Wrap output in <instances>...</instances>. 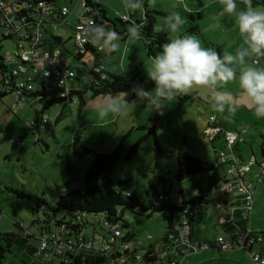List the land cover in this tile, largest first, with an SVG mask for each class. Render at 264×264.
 Instances as JSON below:
<instances>
[{"label":"rangeland","instance_id":"374dc122","mask_svg":"<svg viewBox=\"0 0 264 264\" xmlns=\"http://www.w3.org/2000/svg\"><path fill=\"white\" fill-rule=\"evenodd\" d=\"M101 2L107 16V21L104 20L105 26L115 30L120 36L116 55L123 58L126 64V72L123 76L131 77L138 71L142 81L133 86L139 84L145 90L155 87L145 70V66L151 60L145 41L143 39L131 41L130 46L125 43L126 40L129 41L128 26L131 24L139 26L137 21L144 19L147 10L165 14L170 11L179 12L182 18L186 19V23L181 26L179 33L166 31L169 38L178 34L193 35L190 29L197 26L199 33L195 36L200 39L202 46L215 48L217 51L220 46L226 49L232 36H236L239 32L238 28L237 33L233 29L234 26L236 27L233 17L219 15V0H154V3L152 0H145L144 6L140 9L125 8L124 0H101ZM58 4L69 7L74 5L71 0H58ZM237 7L243 8L244 5L237 0ZM165 16L155 14L157 32H161L158 27L163 23ZM123 17H127L130 23H122ZM213 24L220 26L211 27ZM69 34L68 31L62 37L67 38ZM239 42V45L242 44L243 39ZM238 44L233 49L238 47ZM56 49L60 51L59 62L64 65L69 59L70 69L73 70L76 66H83V61L88 58L76 59L74 39H70L64 46L57 45ZM66 49L70 53H66ZM13 51H15L14 41L3 40L2 53L8 57ZM255 59L261 60L256 57L249 62L253 63ZM84 78V80H76L74 85L76 89L80 91L84 89L88 77ZM224 88L234 96L241 97L238 81H232ZM126 93H129L127 97L129 102L136 99L135 94L130 90ZM123 94H119L120 98H123ZM104 96L91 95L85 100L84 105H76L73 108L70 106L64 108L62 104L51 106L46 110L44 118L53 121L59 117V120L54 126L49 124L42 132L30 126L37 115V104L25 102L21 103L22 107L19 108L15 93L0 98V209L3 212L0 217V233L17 232L16 223L30 225L40 215L34 210L39 208L42 200L53 205L60 194L84 186L85 173L91 160L97 153L114 151L122 136L126 137L122 143L121 158L111 174L113 186L132 192L142 201L152 198L155 190L160 193L166 192L171 202L176 204L190 200L194 189L197 190L207 183L209 173L206 172L181 180L178 176L177 156L187 154L203 161L213 156V152H210L211 144L206 145L201 137L203 128L207 126L212 115L225 120L227 125L231 126L230 129L235 127L237 131L247 129L245 139H252L249 136L252 134L257 141L262 139L260 135L264 129V118H257L242 100L241 107L230 118L227 112H214L210 108V96L206 89H194L189 95L173 98L163 109L162 114L154 111L152 106L138 104L135 111H131L125 117H114L110 114L103 121H99L93 105ZM145 127L155 129L162 153L157 150L153 136L149 135V130ZM144 137L146 138L138 153L130 160H126V154ZM85 148L90 149L91 152L86 153ZM256 148L259 159L264 160L261 148L259 146ZM17 189L33 194L36 198H19L12 191ZM262 192L260 202L254 204L251 219L252 230L259 234L264 233V187ZM100 217V215L84 217L83 234L89 241L98 239L104 233L98 224ZM161 218L164 219L162 213L154 214L152 218L147 219L127 211L125 221L129 223L130 228H122V232L124 235L135 232V239L140 238L146 242L147 233L154 235L148 232L150 228L157 223H162L163 228L167 225ZM160 228L161 225H156L154 231L158 233ZM218 228L216 225V229ZM205 234L207 237L210 236L206 230ZM95 246L97 247V244ZM18 251L17 246L12 247L11 252L6 253L0 264H35L27 254ZM145 251V248L140 250L141 253ZM204 253L205 251L202 252ZM218 253L214 258L228 259L225 252L218 251ZM198 254L201 253L193 254L192 257ZM246 258L249 264H256L250 254H246ZM106 264L116 263L108 260ZM210 264H232V262Z\"/></svg>","mask_w":264,"mask_h":264},{"label":"trees","instance_id":"16d2710c","mask_svg":"<svg viewBox=\"0 0 264 264\" xmlns=\"http://www.w3.org/2000/svg\"><path fill=\"white\" fill-rule=\"evenodd\" d=\"M46 1L55 4L57 7H62V5L58 4V0ZM88 1L92 5L93 9L88 15L94 18L96 24L105 25L104 20L107 21L105 9L93 0ZM71 3H73L72 0ZM21 6V10H24L23 5ZM156 13L168 15L163 12L147 10L145 12L144 19L137 21L139 24L138 27L142 33V39L145 41V47L149 57L156 55L161 50V45L168 42L170 39L166 31H156ZM199 15L201 16L200 13ZM190 16L193 17V15ZM121 22L124 24L130 23L129 20L123 21L122 19ZM7 29L8 27L0 21V82H6L7 80L14 82V77L12 76V66L7 61L6 56L2 53V41L12 40L14 41V46H16L17 40L14 35H6ZM190 31L191 34L195 35L199 33V28L195 26L192 27ZM49 38L57 45H65V43L61 41V38L53 35L52 33H50L49 37L46 38L47 40H45L44 45L47 43ZM66 51L67 53H70L67 49ZM104 55V52H99L98 50L93 51L89 55L90 60H92V63L96 65L98 71H95L91 67H88L87 70L84 69L85 73H81L83 71L79 70L76 71L78 75L76 80L81 77H88V81L82 91H72L66 94L65 90L62 88L44 89L43 87L38 86L34 91L26 92L25 95L29 100L39 98V102L43 105L41 111H36L37 115L34 121L39 124V120H41L42 116L45 115L46 110L55 104H62L63 106L71 105L72 102L78 98L76 104L79 106L84 105L87 98L83 97V95L87 92L93 95V97L107 94H120L131 90L134 84L142 81L141 75L138 71L131 77L112 75L107 72L103 62ZM75 57L78 60H82L83 58L80 56ZM11 93L12 92L0 94V98ZM58 120L59 118L56 119V123ZM145 128L149 130V135L153 136L157 150L162 153L157 141L155 129ZM125 137L126 136H122L120 138L114 151L97 153L95 155L86 170L84 186L73 189L68 193L60 194L53 205H49L46 201L42 200V204L39 205V208L34 210V212H37L40 215L34 219L30 225L24 226L16 223L15 226L18 229L17 232L0 233V261L5 258L6 253L11 252L12 247L17 246V249H19L18 252H22L24 255L27 254L35 264H106L108 260H110V254H105L92 246L84 245L80 248H73L63 259L57 258L43 263L38 262L36 250L40 245L42 238L49 236L53 230L61 228L63 224L70 226V223L77 215H100L101 217L98 220L100 226L106 233H110L109 229L112 227L114 229L121 230L122 228H130L129 223L125 221V214L127 211H131L147 218H151L157 213L166 214L169 218L168 228H170L173 226L176 214L181 212L184 208H189L191 211V227L194 216L198 214L199 206L208 203L212 190L222 181H225L226 177L222 169L216 170L213 165L191 157L190 155L178 154L177 164L179 178L184 180L196 174L206 172L210 174L207 179V183L197 189V195L188 201L184 200L178 204L171 202L166 192L160 193L158 190H155L152 198L142 201L132 192L114 187L111 179L112 171L121 158L122 143ZM146 137L140 139L132 147L129 153L125 156L126 160H130L138 153ZM85 152L90 153L91 150L85 148ZM262 155L264 156V147L262 148ZM12 191L19 198H36L35 195L27 193L26 191L18 189ZM128 193L131 194L130 197L127 196ZM2 215L3 212L0 209V217ZM84 227L85 223L82 222L76 226H70L69 228L73 234L82 235ZM133 239L134 235L131 233L123 237V240L128 242L133 241ZM166 241L172 244L167 237L162 239V242ZM159 257L160 255L154 256V253L148 252L143 257L144 263L154 264Z\"/></svg>","mask_w":264,"mask_h":264},{"label":"built area","instance_id":"2783aa9c","mask_svg":"<svg viewBox=\"0 0 264 264\" xmlns=\"http://www.w3.org/2000/svg\"><path fill=\"white\" fill-rule=\"evenodd\" d=\"M72 1L73 7H57L46 0H0V21L8 27L6 35H14L17 40L15 51L6 57L12 66L14 82L10 80L0 82V94L15 93L18 107L21 106V103L30 102L31 104H37V112L42 110L43 105L39 102V98L29 100L25 95L28 91H34L37 85L44 89L62 88L66 94L76 91L70 87V83L78 77L76 71L71 70L68 66H59L57 63L58 53L43 49L44 42L50 33L62 32L67 28H72L74 31L75 56L85 58L95 50L101 51L95 44L86 42L84 39L83 29L91 23L96 24L94 18L88 15L93 10L92 5L88 0ZM93 1L100 4L99 0ZM238 1L240 3V0ZM253 4L264 6V0H253ZM21 5H23L24 10H21ZM72 14L77 15V20L74 23L69 20ZM122 20L128 21L129 19L123 17ZM86 65L98 71L92 60H88ZM90 96L89 92L83 95L85 98ZM77 99L72 104H76ZM39 121V124L36 121L30 124L32 128L39 132L44 131L49 124L52 126L56 124V120L46 119L44 115ZM206 133L211 137L222 135L227 148L218 153V160L213 164L216 170H221L224 166L228 167L225 170L226 174H224L226 179L212 190L210 199L217 193L225 195L237 193L242 200V219L245 222V230L236 236L235 243H229L223 237H218L215 248L230 251L237 247L248 251L256 264H264V254L252 250L256 245H264V236L254 232L251 227L257 193L256 185L264 186V164L261 172L256 175V184H254L247 175L248 167L244 166L240 157L232 151L233 146L243 140V134L225 131L218 124L216 116H211ZM130 195L127 194L128 197ZM190 212L189 208H184L176 214L173 226L169 228L166 235L181 255L188 252L196 253L208 250L207 246L191 241ZM85 216L87 215H77L70 226H76L84 222ZM70 226L63 224L61 228L53 230L49 236L42 238L36 250L39 263L57 258L63 259L73 248L86 246L83 235L73 234L69 228ZM109 230V235L101 240L103 246L99 250L105 254H110V260L116 264H132L125 257L116 254L121 248L116 246V242L123 238L122 230L113 227ZM123 244L125 245L123 247L124 252L126 251L129 255H132L137 262L144 260L142 256L135 253L136 247L141 248L143 246L142 240L137 238L133 242L124 241ZM169 264L179 263L178 261H170Z\"/></svg>","mask_w":264,"mask_h":264},{"label":"clouds","instance_id":"9594fccd","mask_svg":"<svg viewBox=\"0 0 264 264\" xmlns=\"http://www.w3.org/2000/svg\"><path fill=\"white\" fill-rule=\"evenodd\" d=\"M240 3L244 7L238 9L237 0H219V15L233 17L243 39L234 52L226 51L221 55L215 48L202 46L194 34L175 35L161 45V50L145 66L155 87L145 90L142 85L133 86L130 91L136 99L131 102L126 92L123 98L119 94L105 95L93 105L98 120L103 121L110 114L125 117L135 111L138 104L152 106L162 114L169 101L189 95L194 89L208 91L214 112H227L230 118L241 107L242 100L257 118H264V67L249 62L256 57L264 58V7L254 6L253 0H240ZM144 4L145 0H124L127 9H140ZM185 23L186 19L179 12L170 11L158 30L179 33ZM83 33L86 42L95 44L106 55L119 48V34L103 24L91 23ZM127 33L130 41L143 38L135 24L128 26ZM232 81H238L239 98L224 88Z\"/></svg>","mask_w":264,"mask_h":264},{"label":"crops","instance_id":"0c3cea01","mask_svg":"<svg viewBox=\"0 0 264 264\" xmlns=\"http://www.w3.org/2000/svg\"><path fill=\"white\" fill-rule=\"evenodd\" d=\"M99 2H100V5L103 7L101 0H99ZM256 6H263V5H256ZM69 20L71 23H74L77 20V15L72 14ZM237 28H238L237 25L236 27L235 26L233 27L236 33H237ZM68 31L70 32L68 37L63 38L62 36L66 34ZM238 33L236 36H232V40H230L231 42L227 44L226 49H223L219 45L220 47H218V52L221 53V55H223V53L226 51L234 52L236 48L233 49V47L238 44L240 39H242L241 35ZM52 34L55 36H58L59 38H61V41L63 43L67 44V42L70 39H73L74 31L72 28H67L66 30L62 32H59V33L53 32ZM130 43H131L130 40L129 41L126 40L125 44L130 46ZM56 46L57 44H55L52 41V39L49 38L47 43L43 46V49L49 50L54 53H58L57 55L58 65L61 67L68 66L70 68L71 61L69 59L65 61L66 63H64V65H62L59 62L60 51L56 49ZM65 52L67 53V51ZM86 57H88L87 60H84V58H82V60H84L83 66H76L74 71L79 70V71H83L81 73H85V70L88 69V66H86L85 64H87L88 60H90L89 56H86ZM260 59H261L260 61L255 59L253 63L256 64L257 67H264V58H260ZM103 62L105 64L106 71L109 72L110 74L120 75V76L125 75L124 72H126L125 71L126 64H124L123 58L118 57L116 55V51L108 55L105 54L103 58ZM136 66H138L137 62H136ZM77 80H84V77H81ZM75 84H76V80L70 83V87L76 91H80L75 88L74 86ZM76 105L77 104L73 103L71 105H66V106H70L71 108H73ZM66 106H63V107L65 108ZM21 107L22 106H20L19 108ZM182 111H183V108H182ZM212 116H216V115H212ZM58 118L59 117H57V119ZM220 118L221 117H217V122L225 131L238 132V133L243 134V132H245L246 130V133L243 134V140L237 142L233 146L232 151L236 156L240 157L242 164L248 167L247 175L250 178V180L254 184H256V175L261 172L263 164H264V160L259 159L256 147L259 146L261 150L264 147V129L262 131V135H260L262 136V139L257 141V138L255 137V135L252 134V135H249L252 139L249 138L248 140L247 138L245 139V136L247 134V129H242L241 131H237V127L230 129L231 126L227 125L226 121L225 120L223 121ZM209 122H210V119L208 121L207 126L203 128V135L201 137L206 145H208V143L211 144L210 148L212 149H210L211 150L210 152L211 153L213 152L212 154L213 156L206 158L204 162H207L208 164L213 165L218 160V153L221 150H225L227 148H226L225 140L222 135L216 136V137H211L210 135H207L206 131L210 125ZM227 169H228L227 166H224L222 168V171L224 174H226L225 170ZM209 175L210 174H208V176ZM256 187H257V193L255 197V205H257V203H259L262 198V195H263L262 187L264 186L256 185ZM197 194H198V190L194 189L193 197ZM242 207L243 206H242L241 197L237 193H230L227 195L217 193L209 200L208 203L202 204V207L201 205L199 206L198 214L194 216L193 221H192L190 238L193 243H197V244L209 247L208 250H206L204 254H202L203 252L202 251V252H196V253H201V254H198L194 257H192V255L196 253H193V252H188V253H185L184 255H181L178 249L174 247L172 244L168 243L167 241L162 242V239L166 237V235L168 234V230H169L168 228L169 218H168V215L166 214H163L165 220L162 218L161 220L165 221L163 223H167V225L163 228L162 223L160 224L156 222L157 223L156 225H161V228L158 230V233L154 231V227H156V225L150 228L148 232H152L154 235H152L151 233H147V238H146L147 241L146 242L144 241L145 245L143 244L142 248H138L136 247V245H134V247H136L135 253L142 257H144L145 254L148 252L154 253V256L160 255V257L157 258V261L154 264H169L170 261H178L179 264H206V263L210 264L213 262L222 263V261H231L232 264H249L246 258V254H249L248 251L238 249L237 247L233 248L230 251H222V250H218L215 248V242L218 237H223L227 242L233 244L235 243L236 236L245 230V222L242 219V210H243ZM83 223H85V221ZM98 224H99V221H98ZM216 225L219 227L218 229H216ZM205 230L210 234L209 237L206 236ZM103 232L104 233L98 239L96 240L93 239L91 241H89L86 238V236L82 234L83 235L82 237L85 240V245L92 246L93 248L99 250L103 246L101 240H104V238L109 235V233H106L104 230ZM130 233L134 235V239H135L136 237L135 232L134 233L130 232ZM122 235L123 237L126 236L123 234V232H122ZM262 235L264 236V233ZM123 242H124L123 238L116 242V246L121 247L119 252H116V254L118 256L125 257L127 261L131 262L132 264H145L144 260H142L141 262H137L132 255H129L126 251L124 252L123 247L125 245L123 244ZM95 244H97V247L95 246ZM143 248L146 249L145 253L140 252V250ZM252 250L257 253L264 254V245L263 246L256 245L252 248ZM218 251L225 252L226 253L225 256L228 259L214 258L215 256L219 254Z\"/></svg>","mask_w":264,"mask_h":264}]
</instances>
